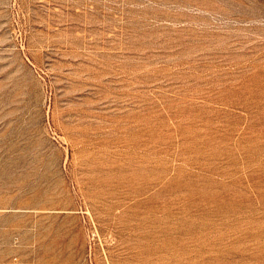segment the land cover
<instances>
[{
  "label": "rangeland",
  "instance_id": "obj_1",
  "mask_svg": "<svg viewBox=\"0 0 264 264\" xmlns=\"http://www.w3.org/2000/svg\"><path fill=\"white\" fill-rule=\"evenodd\" d=\"M0 264H264V0H0Z\"/></svg>",
  "mask_w": 264,
  "mask_h": 264
}]
</instances>
